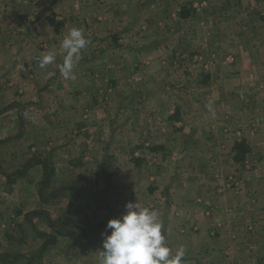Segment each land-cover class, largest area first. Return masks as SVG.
I'll return each mask as SVG.
<instances>
[{
    "label": "rangeland",
    "instance_id": "1",
    "mask_svg": "<svg viewBox=\"0 0 264 264\" xmlns=\"http://www.w3.org/2000/svg\"><path fill=\"white\" fill-rule=\"evenodd\" d=\"M0 19L5 22L0 72L17 80L39 79L43 94L51 72L66 79L60 66L65 55L61 42L68 31L79 28L89 41L74 66L75 79H66L67 92L58 94L64 105L68 93L81 96L76 110L85 114L82 119L58 118L66 130L77 121L86 127L76 139L69 138L83 147L77 149L79 165L68 180L62 179L64 174L50 180L44 194L58 190L48 205L51 214L62 211L64 216L67 210L74 223L90 229L71 239L58 235L57 243L41 253L44 238L36 231L52 232L46 219L32 217L14 228L7 224V214L6 226L12 227L0 226V264H6L2 253L14 264H97L98 248L102 250L97 237L111 219L99 216L97 200L106 211L115 202L109 195L113 188L97 175L116 174L115 169L124 174L123 165L119 167L124 156L134 178L140 177L135 184L145 190L139 203L160 194L170 205L178 190L193 187L212 201H217L216 194L233 192L245 201L242 210H261L257 218L255 210L242 214L237 200L228 211L200 204L205 216L222 212L227 252H222L221 235L212 231L209 235L216 239L211 257L194 253L200 257H183L181 264H263L256 259L264 255V164L257 165L264 160V0H0ZM49 51L55 59L42 69L38 58ZM38 90L18 103L24 123L35 120L32 111L51 109L53 94L37 96ZM34 97L40 103L30 107ZM132 121L134 132L126 147L130 135L125 127ZM235 140L245 141L242 158L235 156ZM25 187L24 181L0 183V193H6L0 204L13 205ZM155 188L159 192L149 196L146 190ZM256 192L258 198H253ZM62 227L81 233L63 222ZM65 244L76 251L71 257ZM23 253L29 257H21Z\"/></svg>",
    "mask_w": 264,
    "mask_h": 264
},
{
    "label": "crops",
    "instance_id": "2",
    "mask_svg": "<svg viewBox=\"0 0 264 264\" xmlns=\"http://www.w3.org/2000/svg\"><path fill=\"white\" fill-rule=\"evenodd\" d=\"M11 28L13 32L16 30L13 26ZM3 29H5V22L0 19V35L4 33L5 30ZM1 69L3 70V68L0 67V70ZM11 69L14 71L13 67H11ZM1 72L0 183L5 185L7 181H24L27 183V187L24 188V193L17 196L16 199L13 198V205L7 206V203H3V205L0 204V226L3 229H5V227L9 228L12 226L14 228L22 227L27 218L32 219L30 213L39 210L45 211V213H47L45 215L49 218V220L55 221L63 215V213H61L62 211H56V213H54L55 215L51 214L52 210L49 209L48 205L51 200L57 198L59 195L56 194L53 197L47 199L44 198L43 200L38 191V184L43 180L45 174L42 164L33 160L32 163L29 166H26L24 170L21 171V169H23L24 165L28 161L33 158H38V160H43L53 167L54 172L51 178L52 183L54 181H58L59 174H64L62 176L63 180L69 179L73 172L72 168L75 169L79 165L78 156H80V153L78 150H83V147H81L78 143L74 145V142L69 141V138L74 137L76 139L78 134L84 133L83 130H85L86 127L83 124H80V121H77L75 128L66 130L61 127V123L59 124L58 118H66L68 120L79 116L80 120L81 116L85 115L76 110L77 98H81V96L75 92L68 93L67 97L69 98V101L64 105L61 99L59 100L60 96L58 94H65L67 92V89H65V87L68 86L65 83L66 79L55 72H51L44 89V94H48L50 92L53 94V102L51 100L49 103L51 109H46L44 111L37 109L36 111H32L31 114L35 120H32L30 123H24L23 120L25 119L22 115V111L17 108L18 103L21 99L26 97L27 94L28 98H30V93L38 90L40 86L39 79L30 78L17 80L16 76L13 74H9V72L6 73V71L3 73ZM38 92L39 94H37V96H44L42 91L38 90ZM33 99L34 100L29 103L30 107L36 106L37 103H40L39 98L35 99L34 97ZM42 116H44L45 119H50L48 123H43ZM133 132L134 127L132 121V123L129 122V124L125 127V133L128 136L130 135L129 138L127 137L125 139L126 147L127 143L132 140ZM58 138H63L64 140L56 141ZM235 142L236 140L233 141L232 145H234ZM123 158L124 159L121 162L122 164H119V167L122 168L121 165H123L125 168L124 174L122 172L118 173L117 169H115L116 174L105 172L104 177H101V174L97 175L99 181H105L107 179V186L113 188V190H110L109 192V195L111 196L110 201H115L113 205L109 204V210L106 211V207L102 205L99 200H97V204H99L97 205L99 216H102L101 213H103V216L108 214L111 216V219L118 218L119 216L121 217L126 211L125 204L128 202H137L140 199L139 196H142L145 192L140 185L135 184V180L137 182L140 180V177L137 176L134 178L132 164L129 163L130 161H128L126 156ZM262 164H264V160L259 161V164L257 163L259 167ZM142 172L143 171H141L140 174L143 179L144 176ZM122 174L124 176H122ZM262 178L264 181V175ZM257 180L258 179H256V181ZM252 190L261 191V188L259 189L258 186H253ZM146 191L149 193V196H151L154 191L159 192L156 188L152 190L153 192H150L151 190L148 189ZM178 191L179 193H176L179 194V197L176 200H173L175 197H172V203L170 205H168V199H165V196L161 197L160 194L153 195V198L150 200V197H146L148 201H146V203H140L142 207H150V209H154L158 212L160 222L162 223V233L165 235L166 246L170 248L173 254L183 247L185 253L184 257H200L194 255V253H200L201 255L211 257L213 252V242L216 239L214 236L212 237L209 235L212 231H215V236L218 234L219 236L221 235V248L223 253L226 246L229 244V237L227 235H222L225 230L224 228H226L223 223L225 219L222 216V212L215 215L205 216L201 212L202 208L200 204H203L205 207L212 205V207H215L218 211H222L225 206V211H228L230 205L233 204L232 201L237 200V204H239L238 210H241L242 214L248 211L252 213L253 210H255V214L258 215L257 218L260 217L257 213H260L261 210L258 208L255 209L250 207L242 210V203L244 202L245 204V201H241V199H239L241 198L239 195H232L231 193L233 192L225 193L219 197L216 194L213 197H217V201H212L211 197H209V195L205 192L196 191L193 187L189 190L186 189L184 191ZM12 193H14V191H12ZM175 194L173 195L175 196ZM9 195L10 194H8V196ZM0 196H2V198H6L4 197L6 196V193L2 192L0 193ZM253 198H258V192L254 194ZM155 200L158 201V206L153 208ZM71 201L69 204H71ZM163 208L164 212L167 211L166 214L162 213L161 210ZM209 208H211V206H209ZM82 212L85 214V211ZM7 214L10 215L8 221L10 223L7 224L12 226H6ZM162 215L166 216L165 220L161 218ZM11 221L13 223H11ZM80 223L81 222L77 224ZM81 224L83 225V223ZM83 226L87 230L86 232L90 231V229L86 228L85 225ZM96 226L97 224L91 226L92 230L97 229ZM99 227L101 228V226ZM103 227L106 228L105 225ZM101 237H97V247H102ZM64 238L67 239L69 237L64 236ZM70 239L66 241L71 242ZM65 246L68 249L66 250L68 257H71L72 254L70 256V252L72 253L76 251L71 249L70 245L65 244ZM98 250H100V248H98ZM256 261L257 263L263 262L264 264V255L263 257H258ZM67 264H70V262L68 261ZM97 264H99V255H97Z\"/></svg>",
    "mask_w": 264,
    "mask_h": 264
},
{
    "label": "clouds",
    "instance_id": "3",
    "mask_svg": "<svg viewBox=\"0 0 264 264\" xmlns=\"http://www.w3.org/2000/svg\"><path fill=\"white\" fill-rule=\"evenodd\" d=\"M88 43L83 31L76 27L71 28L62 39L61 47L65 55L60 71L66 79H75L74 66L80 61L81 50ZM54 59L53 52L42 53L38 64L43 69ZM125 209L121 217L108 220L106 232L101 234L99 264H181L184 249L181 247L173 254L166 246L156 210L142 207L138 201L126 203Z\"/></svg>",
    "mask_w": 264,
    "mask_h": 264
},
{
    "label": "trees",
    "instance_id": "4",
    "mask_svg": "<svg viewBox=\"0 0 264 264\" xmlns=\"http://www.w3.org/2000/svg\"><path fill=\"white\" fill-rule=\"evenodd\" d=\"M181 16L182 17H186L187 13L182 12ZM244 146H245V141L244 140H240V141L235 143V145H234L235 152H236L235 156L240 157V158H242L244 156V154H245V152L247 150V148L244 147ZM33 160L34 161H38L40 164H42V166L44 168V172H45L43 180L40 181V183H39L40 186H39V190L38 191H39L40 197L43 198V200H44V198L47 199V198L55 196L56 192L58 190H56V192L52 193L51 195H45L44 194V190H45V188L46 189L48 188L50 180H51V178L53 176V172H54V169H53V167H51L50 164L46 163L43 160H40V159L38 160V158H33L32 160L28 161L24 165V167H23V169H21V171L24 170L26 166H29L32 163ZM45 214H47V213H45V211H40V210L39 211H33V212L30 213L31 218L32 217L43 216L46 219V221L48 222L49 227L52 230L51 233H47V232H43V231H39V230L36 231L38 236L44 238V241H43V243H42V245L40 247V252L41 253L45 252V250L48 248V246L53 245V244H55L57 242V236L58 235H62V236L64 235V236H67L69 238H71V237L73 238V237L83 236V235H85V233L87 231L81 223L77 224V223H79L78 221L76 223L73 222V219L71 218V215H70V213L67 212V210L64 212V216L61 215L55 221L49 220V218ZM27 220L31 222L32 219H28L27 218ZM62 222L64 224H66V225L76 227L79 231H81V233H78L77 231L75 232L74 230H65V229H63ZM32 227L34 228V225H32ZM3 255H4V253L1 254V256H2L1 260L2 261H4L6 264H14L13 262H6L5 261V257H3ZM22 256L23 257L24 256L25 257H29V255L24 254V253L21 255V257Z\"/></svg>",
    "mask_w": 264,
    "mask_h": 264
}]
</instances>
